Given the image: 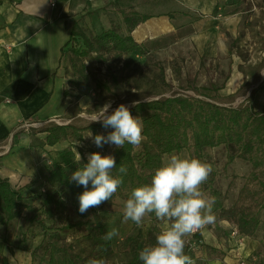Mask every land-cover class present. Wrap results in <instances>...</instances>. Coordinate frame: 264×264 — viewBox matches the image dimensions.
<instances>
[{"label": "trees", "instance_id": "trees-1", "mask_svg": "<svg viewBox=\"0 0 264 264\" xmlns=\"http://www.w3.org/2000/svg\"><path fill=\"white\" fill-rule=\"evenodd\" d=\"M245 3L246 0H231L229 5L235 7L233 13H236ZM113 4L120 6V1ZM119 9L122 25L97 35L84 31L82 17L74 20L70 38L62 48V60L66 54H70L75 77L71 87L66 86L64 101L72 96L78 99L73 91H86L92 87L97 75L88 71L85 65L92 58L105 63L106 58L111 57L114 63L122 65L124 74H111L114 90L107 83H96V87L104 89L112 99L125 96L132 89H145L146 99L139 101L130 111L132 116L143 120V135L146 139L135 148L127 143L123 148H114L112 156L115 157L117 169H114L113 175L121 177L123 185L113 198L90 208L91 212H118L121 201L126 202L134 188L150 183L154 171L164 164L166 156L189 151L191 158L208 163L206 153L223 147L227 152L228 163L242 160L252 166V171L232 207L225 206L228 195L214 187L217 176L214 171L202 190L209 191L210 197L216 198L213 212L218 213V219L227 223L231 231L237 230L244 237L258 238L259 232L264 231V112L254 109L252 104L258 91L264 90V81L261 82L264 60L254 66L240 67L246 78L244 86H258L252 90L246 102L237 108L224 105L218 88L213 92H201L199 96L178 94L164 97L170 87L165 79V68L155 64L154 68L146 72L139 69L140 63L133 59L135 54L151 59V51L132 35L150 17L132 7ZM81 46L84 48L81 49ZM123 83L130 85L129 91L124 90ZM101 107L97 106L98 109ZM105 129L99 123L86 127L48 123L40 131L31 129L33 137L38 133L45 134L46 147L68 143L59 159L52 160L44 169V192L40 206L27 202L23 190L14 188L9 179L0 175V227L6 228L14 221H22L29 227L38 228L42 234L39 248L46 254V264H88L94 258L106 259L109 264H142L139 251L147 245H154L156 236L162 231L160 224L164 222L151 214L147 218L155 225L147 234L134 227L116 248L113 239L108 241L102 238L108 232L103 228L95 237L86 235L82 239L85 245L82 240L68 242L63 237V232L82 226L81 223H65V197L79 196L85 191L83 186L70 181L72 173L88 163V158L82 153L81 161L77 160L75 146L84 143L88 133L96 136L99 130ZM93 153H99V150ZM121 165L127 169L126 173L119 172ZM35 184L36 179L25 189H31ZM88 190H91V184ZM195 239V245L187 241L185 248V254L195 264L224 260L225 252L204 244L201 234H197ZM259 250L253 256H259ZM198 253L203 255L199 256ZM1 264H9L8 258L2 257Z\"/></svg>", "mask_w": 264, "mask_h": 264}, {"label": "rangeland", "instance_id": "rangeland-1", "mask_svg": "<svg viewBox=\"0 0 264 264\" xmlns=\"http://www.w3.org/2000/svg\"><path fill=\"white\" fill-rule=\"evenodd\" d=\"M117 1H120V6L113 4ZM131 7L150 18L160 16L170 17L174 20L173 24L175 26L180 25L177 27L175 34L145 43L151 51L150 60H147L148 57L146 56L133 55L134 61L140 63L139 69L146 72L154 68L155 64L165 68V79L170 87H168L167 93L163 95L164 97L178 94L199 96L201 92H213L218 88L220 95L223 97L224 105L237 108L246 102L252 90L258 86L257 84L244 86L246 78L240 67L244 66L247 68L248 66H254L264 60V0H246L243 8L248 10V13L244 14L241 17L242 19H239L240 21H236L235 35L233 31V33H225L226 41L224 43L222 41L221 43L219 42L218 46L215 45L216 57L208 56L207 47L209 45L207 41L202 42L201 38L198 39L202 32L196 31L195 27L200 26L203 19L195 17L191 21L186 15L182 17V12L179 11L180 8L174 0H103L94 5V7H91L92 10H84L81 14H77L76 17L74 16L73 21L82 17L81 25L84 31L87 34L97 35L112 27L118 28L121 26L122 17L119 8L127 9ZM238 22L239 24H237ZM151 25L153 24L142 26L140 30L136 31V36L142 38L146 29L152 28ZM192 32L193 34H191ZM178 36H182V39L177 40ZM80 48L84 47L81 46ZM85 65L88 71L97 75V79L93 80L92 87L86 91H73V95H78V99L74 96L67 98L65 103L68 106V110L64 116L57 119L59 122L78 127H86L98 123L102 124L101 122H92V119L99 115L97 106H103L105 103L111 101L112 106L109 109V114H111L121 104L131 109L134 107V102L136 105L139 101L146 99L145 89L141 91L132 89L125 96L112 99L110 94L104 89L96 87L97 82L107 83L114 90V85L110 80L111 74L119 76L124 74L121 71L122 65L114 63L111 57L106 58L105 63L94 61V58L88 59ZM57 75L65 82V87H71L75 77L70 54L64 56ZM261 75L262 82L264 81V70H262ZM122 85H124L125 91H129L130 85L124 83ZM222 86L224 88H221ZM252 105L254 109L264 112V90L258 91ZM46 125L35 127V129H39L38 131H40ZM31 129H29L28 134L32 144L30 147L36 149L37 172L32 173L30 171L28 175L25 174L26 171L19 172L20 184L24 185H19L20 188L16 186V189L23 190V196L27 202L40 206L41 195L44 192V169L51 164L52 160L59 159L60 154L68 147V143H60L53 148L46 147L44 139H41V137L45 136L39 133L38 138L36 135L33 137ZM111 131H114V129L99 130V135L107 136ZM94 137L93 133H88L84 143L76 144V151L79 154H84L87 158L94 150H99V154L103 156H112V152L116 146L105 144L98 149L99 147L94 144ZM13 141L14 144H17L19 140L14 139ZM173 155L191 158L189 151ZM169 157L166 156L164 158V163L167 162ZM205 157L208 163L212 164L213 171L217 174L214 187L228 195L225 205L232 207L240 190L246 183L247 176L252 171V166L242 160L228 163L227 152L223 147L209 150ZM34 179H36L37 184L31 189H25ZM202 191L205 196L210 197L209 191ZM78 197L71 195L65 197V215L67 218L65 223H81L82 225L81 227L76 226L74 229L62 233L68 242L80 241L89 234L95 237L101 228L107 231L117 229L119 235L113 238L114 247L116 248L134 227L141 230L143 234H147L153 225H155L147 217L144 219L142 227H137L132 221L125 223L123 221L124 201H121L118 212L115 213L95 214L89 209L87 212L81 214L79 212ZM213 214L216 217L215 223L187 237L186 240L195 245L197 243L195 236L201 234L202 241L205 244L207 239L209 240L211 237H226L228 234H231V228L227 223L221 222L218 219V213L213 212ZM167 226L165 223L160 224L162 230ZM204 234L207 239L203 237ZM263 234L264 231L261 230L258 235V238L261 239L259 256L256 257V260L246 259L247 261H251L254 264H264ZM0 238L4 243L3 248L0 250V264L2 257L5 255L8 256L5 257L9 258L11 264H46V254L39 248L42 243V234L38 228L29 227L22 221H14L6 228L0 227ZM84 243L82 240V244ZM198 255L202 256L203 253H198Z\"/></svg>", "mask_w": 264, "mask_h": 264}, {"label": "crops", "instance_id": "crops-1", "mask_svg": "<svg viewBox=\"0 0 264 264\" xmlns=\"http://www.w3.org/2000/svg\"><path fill=\"white\" fill-rule=\"evenodd\" d=\"M100 1L103 0H0V45H4L0 46V153L4 150L0 154V175L9 179L14 188L24 185L20 184L19 172L26 171V175L37 172L36 149L30 147L29 130L19 127L25 121L39 125L53 123L66 114L65 82L57 75L62 48L70 38L73 18L84 10H92ZM174 1L182 12L180 16L186 15L191 21L195 17L203 19L195 30L202 32L198 39L207 41L210 57H216L215 45L224 43L225 33H233L236 21L248 13L243 7L233 13L231 0ZM173 21L167 16L151 17L132 35L140 44L173 35L180 26L177 22L175 26ZM150 24L152 28L146 29L142 38L136 36L140 27ZM14 139L19 140L17 144ZM203 237L207 239L205 234ZM260 241L241 235L233 239L228 234L211 237L205 244L226 254L223 261L210 264H239L246 259L256 260L253 253ZM3 246L0 239V250Z\"/></svg>", "mask_w": 264, "mask_h": 264}, {"label": "clouds", "instance_id": "clouds-1", "mask_svg": "<svg viewBox=\"0 0 264 264\" xmlns=\"http://www.w3.org/2000/svg\"><path fill=\"white\" fill-rule=\"evenodd\" d=\"M111 106V101L105 103L98 109L99 115L92 122H101L104 128H112L114 131L107 136L96 135L94 144L97 147L112 144L117 148H123L126 143L134 148L139 146L146 139L143 135V120L134 118L124 104L109 114ZM76 158L81 161V155L77 151ZM114 169H117L114 156L92 153L88 157V163L72 173L70 181L85 189L78 197L81 214L110 200L121 188L123 179L113 175ZM126 171L123 165L119 167L120 173ZM212 172L213 166L210 163L197 158L172 155L154 171L149 184L131 191L124 205L125 223L132 221L137 227H142L144 219L154 214L158 220L168 225L156 236L154 245H147L139 251L142 264H195L185 254L186 238L216 221L212 211L216 198L207 197L202 191V186ZM89 184L91 190H88ZM118 235V230L113 229L102 238L110 241ZM88 264L109 262L103 258H94Z\"/></svg>", "mask_w": 264, "mask_h": 264}, {"label": "built area", "instance_id": "built-area-1", "mask_svg": "<svg viewBox=\"0 0 264 264\" xmlns=\"http://www.w3.org/2000/svg\"><path fill=\"white\" fill-rule=\"evenodd\" d=\"M0 46H4L3 44H1ZM52 122V121H51ZM53 123H56V124H59V125H65V124H67V123H61V122H59L57 119H55V120H53ZM48 124V123H47ZM41 125H39V124H32V123H30V122H28V121H25V122H23L22 124H21V126L19 127L20 129H25V130H29V129H31V128H35V127H40ZM207 227V226H206ZM205 227V228H206ZM213 228H215L214 226H213ZM204 230V229H203ZM199 232V231H198ZM198 232H196V233H198ZM231 235H232V237L233 238H236V237H238V236H240V234H239V232L237 231V230H232V233H231ZM239 264H253V263H251L250 261H247V260H242V261H240L239 262Z\"/></svg>", "mask_w": 264, "mask_h": 264}]
</instances>
